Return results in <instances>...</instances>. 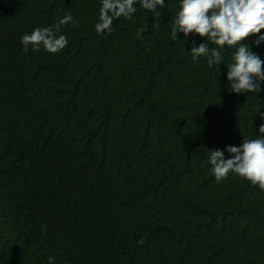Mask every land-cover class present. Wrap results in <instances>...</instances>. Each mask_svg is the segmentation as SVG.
<instances>
[{"label": "trees", "instance_id": "16d2710c", "mask_svg": "<svg viewBox=\"0 0 264 264\" xmlns=\"http://www.w3.org/2000/svg\"><path fill=\"white\" fill-rule=\"evenodd\" d=\"M179 4L101 35V0H0V264H264V191L207 163L260 135L264 84L229 91L235 48L193 63ZM69 12L62 51H23Z\"/></svg>", "mask_w": 264, "mask_h": 264}, {"label": "clouds", "instance_id": "9594fccd", "mask_svg": "<svg viewBox=\"0 0 264 264\" xmlns=\"http://www.w3.org/2000/svg\"><path fill=\"white\" fill-rule=\"evenodd\" d=\"M150 11L157 19L165 0H101L98 22L95 24L97 34L112 32L115 19L124 17L131 20L136 12V4ZM77 23L69 12L51 26L36 27L30 34L25 33L20 43L23 51H44L56 54L68 45L66 35L59 34L64 25ZM155 26H159L158 24ZM264 30V0H180L179 10L171 21V38L176 40L179 33L184 37L197 35L206 42L198 46L193 42L190 55L193 63L199 64L200 58H206L208 68L223 63L221 49L235 48L231 62L227 64V80L230 92L259 93L264 84V60L251 48L243 44ZM264 41V35L255 40L258 46ZM211 45V46H210ZM260 113V111L258 112ZM264 118V114H261ZM260 135L243 139L240 146H227L230 158H225L224 151L210 150L207 163L217 183L235 174L251 183L253 187L264 191V124L259 126ZM143 240L138 241L143 244ZM54 258L49 257V264Z\"/></svg>", "mask_w": 264, "mask_h": 264}]
</instances>
